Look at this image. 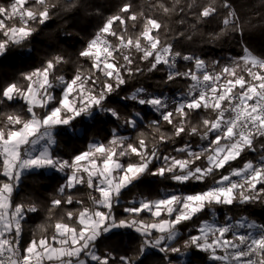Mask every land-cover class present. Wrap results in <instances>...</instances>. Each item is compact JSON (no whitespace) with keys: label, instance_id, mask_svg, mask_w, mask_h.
I'll return each mask as SVG.
<instances>
[{"label":"snow or ice","instance_id":"snow-or-ice-1","mask_svg":"<svg viewBox=\"0 0 264 264\" xmlns=\"http://www.w3.org/2000/svg\"><path fill=\"white\" fill-rule=\"evenodd\" d=\"M147 8L167 20L137 11L131 0H121L109 15L95 0L0 2V58L5 59L14 47L31 52L50 22L60 28L49 37L55 40L70 37L69 27L81 20L91 24L102 18L94 34L87 28L83 35L77 31L83 43L75 58L54 51L39 67L0 84V105L24 104L22 110L0 112V264H202L205 257L207 264H264V224L247 215L234 219L225 214L221 220L218 212L264 208V58L245 40L246 31L264 25V11L253 23L242 22L232 0H153ZM216 17H222L223 27L201 42L235 39L242 56L206 60L177 47ZM179 61L185 62V71L178 70ZM68 64L76 65L70 77L61 74ZM157 73L164 74L157 87L177 79L192 83L175 97L150 92L143 84L125 94L131 81L151 80ZM114 97L125 107L134 102L131 112L112 106ZM145 107L156 118L147 120ZM81 116H104L115 124L107 143L92 141L67 159L54 154L56 130L66 127L79 135L72 122ZM128 130L136 137L123 134ZM248 153L256 158L246 159ZM49 170L63 174L64 182L48 201L37 195L31 202L14 203L13 193L26 174ZM145 176L179 185L212 183L198 193L173 191L125 204L124 191ZM81 186L99 193L88 194L92 207L77 198ZM45 203L48 223L25 244L29 214H38ZM117 207L126 215L118 218ZM57 209L63 215L53 223ZM188 222L195 233L181 243V226ZM116 229L137 233L138 247L120 255L101 252L97 241Z\"/></svg>","mask_w":264,"mask_h":264},{"label":"trees","instance_id":"trees-1","mask_svg":"<svg viewBox=\"0 0 264 264\" xmlns=\"http://www.w3.org/2000/svg\"><path fill=\"white\" fill-rule=\"evenodd\" d=\"M0 2H7V0H0ZM121 0H95V3L105 6V15L111 14L115 10V5L119 4ZM153 0H131L134 8L139 10H145L148 14L157 15L159 18L167 20L166 17H160L159 13L155 10H150L147 5L152 3ZM172 0H166V3H171ZM197 4H205L208 0H196ZM234 7L240 13L242 22L251 20L256 23L260 20V13L264 11V3L261 0H232ZM92 19V18H89ZM176 18L173 17L174 21ZM222 17L210 18L209 22L206 24H201L198 26V31L194 34L192 41H185L183 44H178L181 50L184 51H194L195 54L202 56L206 60H221L226 62L229 56H242L243 50L242 45L237 43L235 39L227 40L224 42L213 43H202L201 41L210 39V34H214L220 31L223 27ZM51 27L47 30L46 34L39 37V42L31 45L33 50L28 52L26 49L12 48L9 53H7V58H0V84L8 83L15 80L18 75L22 72H28L34 67H39L42 60L50 55L54 51H62L65 55H71L75 58L76 54L79 52L83 41L80 36H77V31H81L87 28V32L94 34L95 29L102 23V18L93 19L91 24L85 23L81 20L77 22L76 28L69 27L72 32L70 37L59 36L58 39H49L51 36H56L60 32L58 24L53 21L50 22ZM173 27H178V25L172 24ZM187 27V24L184 25ZM139 29L138 28L136 30ZM130 29V31H136ZM81 31V35H83ZM245 40L249 49L257 56L264 58V25H257V28L252 31L245 32ZM50 45V46H49ZM178 70L185 71V62H178ZM75 64H68L63 67L61 74L66 77H70L75 71ZM164 75L163 73L154 74L153 79L149 80L146 77L141 80L131 81L129 85L125 87V94H129L135 89V87H140L143 84L144 87L148 88L150 92L159 94L160 92H167L170 97H175L178 93H187L189 85L192 83L190 80L177 79L171 85L157 87L156 81ZM60 89H56V94L59 95ZM134 102L129 101L128 107H125L119 102L118 98H113L112 106L118 107L120 111L124 114H128L132 110V105ZM24 108L23 101H16L11 105L4 106L0 105V112L12 111V110H22ZM148 112L146 116L147 120L156 118V114L152 113L150 109L146 107L143 109ZM37 111L42 112L43 110L37 109ZM77 129L80 130L79 135H74L66 127L58 128L56 131L59 133L57 135V145L54 149V154L59 155L65 159L69 158L74 154H78L82 151L87 150L88 145L92 141L99 140L101 142L107 143L108 136L111 129L115 126L114 123L106 122L104 116H98L96 120L86 118L81 116L72 122ZM142 131L150 132L146 128H141ZM126 135H131L133 138L136 137V133L132 130H128L123 133ZM151 139V136H148ZM197 142H199L197 140ZM179 143V141H178ZM206 143V142H205ZM246 159H255V154L248 153L245 157ZM124 162H127V158H124ZM198 163H204V161H199ZM235 166H240L239 161L236 162ZM64 182V176L61 173L54 171H47L44 175L40 174H26L23 179L20 188L13 193L14 203L20 202H31L35 199L37 195L41 197L44 201L50 199L49 194L54 193L56 189ZM212 183L209 180L207 183H193L189 182L184 185L176 184L172 181L160 180L156 177L145 176L142 180L136 182V186L132 187L131 191L127 189L122 195V201L126 204L129 200L133 198L148 197L149 199H158L162 195L171 193L173 191H178L186 194L198 193L206 190V188ZM92 190L87 187L81 186L79 192L77 193V198L83 201L84 206L92 207V202L89 199V193ZM92 195L99 196V193L92 192ZM75 207L79 208L80 205ZM47 208V204H43L42 210L38 214H29L31 219L24 226V233L22 241L26 244L33 238V234L36 233L37 238L39 236V226L42 224H47V212L44 210ZM116 215L118 218L126 215L123 212L122 207H117ZM220 213V219L223 220L225 214L231 215L234 219H238L240 216L247 215L250 219L257 221L258 223L264 224V208L260 206H249L247 212L239 207H234L231 211L227 209H218ZM63 213L59 209L56 210L52 222ZM144 216V213H141ZM207 218V217H205ZM191 229V232H189ZM52 228L47 229V234H51ZM182 236L179 238L180 242L188 235L195 233V226L192 222H188L186 225L181 226ZM99 249L101 252L105 250H111L116 255L123 254L127 249H135L139 245L138 234L131 229H116L113 232L108 233L105 237H102L97 241ZM203 256V254H201ZM202 264H207L206 257Z\"/></svg>","mask_w":264,"mask_h":264}]
</instances>
